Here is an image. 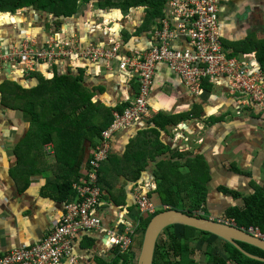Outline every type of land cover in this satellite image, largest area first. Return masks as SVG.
Listing matches in <instances>:
<instances>
[{
    "label": "crops",
    "instance_id": "1",
    "mask_svg": "<svg viewBox=\"0 0 264 264\" xmlns=\"http://www.w3.org/2000/svg\"><path fill=\"white\" fill-rule=\"evenodd\" d=\"M98 2L80 4L71 18L57 19L53 13L31 6L16 12L0 11V49L17 45L25 36L33 35L42 46L52 38L55 41L77 38L83 45L119 42L121 57H125L150 48L154 44V28L169 14L166 4L164 16L149 29L142 26L146 6L121 12L118 8H101ZM219 9L222 43L228 56L264 67L259 62L264 58V0H219ZM172 44L179 50L190 48L182 37ZM42 77L76 79L93 94L91 102L109 109L112 115L138 92L137 80L126 77L117 64L107 69L103 62L77 57H65L52 65L42 63L35 71H23L21 66H7L0 71V256L43 242L59 223L64 206L76 199L73 186L85 178L87 159L101 144L97 137L82 141L79 138L89 133L92 125L99 128L109 118L101 113L88 116L84 123L88 129L72 130L70 123L64 132L63 121L58 118L56 125L55 119L53 124L45 125L53 129L52 140L47 131H33L32 140L22 147L18 157L16 146L31 135L30 116L22 109L27 108L26 101L34 95V87L41 85ZM37 98L41 100L39 95ZM242 98L245 97L230 92L225 78L214 84L204 81L202 93L193 95L176 72L164 63L158 64L148 102L164 126L138 121L113 136L111 154L118 157V162L117 166L115 162L109 166L108 160L103 168L108 171L111 193L104 190L101 193L102 229L80 232L74 238L71 256L76 258V264L111 263L118 248L107 240L108 230L122 234L127 225L135 226L132 246H136L142 223L151 217L140 215L136 204L140 192L148 195L157 212L171 209L164 206V195L156 192L158 181L154 169L160 160L184 164L185 159L179 160L178 153L203 156L208 165L207 200L205 207L197 211L198 215L207 219L228 218V212L242 208L246 198L264 192V121L254 105L239 111ZM153 129L159 132L167 149L160 157L149 160L141 176L134 180L130 168H125L128 164L125 162L121 170L119 162L125 161L133 144L139 156L154 152L153 148L143 147L144 143L150 145L156 141L155 136L143 140V133ZM46 140L48 143L43 142ZM66 184L70 185V193L63 199L60 188ZM205 260L204 256L200 263L204 264ZM127 261L126 264H132L134 258Z\"/></svg>",
    "mask_w": 264,
    "mask_h": 264
},
{
    "label": "built area",
    "instance_id": "2",
    "mask_svg": "<svg viewBox=\"0 0 264 264\" xmlns=\"http://www.w3.org/2000/svg\"><path fill=\"white\" fill-rule=\"evenodd\" d=\"M167 6L168 16L161 19L152 32L154 44L125 57H121L122 46L119 42L83 45L77 38L62 41L52 38L42 46L33 35L25 36L17 45L0 49V71L7 66H21L23 71H35L39 64L52 65L65 57H77L93 63L103 62L107 69L117 64L120 72L138 83L136 96L128 98L121 112H113L112 124L99 139L101 144L87 159L85 178L73 186L76 199L64 206L59 223L43 242L0 256V264H61L64 260L68 264H76V258L71 256L74 238L80 232L102 229L99 215L102 192L98 186V171L101 163L112 155L113 136L135 122L148 123L158 116L148 102L158 64L164 63L176 72L193 95L202 93L205 80L214 84L220 78H225L232 94L245 97L239 101V111L254 105L259 108L264 121V68L228 56L220 32L219 0H170ZM181 37L189 42L190 48L179 50L173 47L172 43ZM136 204L143 217L153 216L157 212L146 193L137 194ZM211 220L239 228L234 219ZM239 229L264 241V231L259 227ZM135 233L136 227L129 224L122 234L108 230L106 237L112 247L126 253L132 246Z\"/></svg>",
    "mask_w": 264,
    "mask_h": 264
},
{
    "label": "trees",
    "instance_id": "3",
    "mask_svg": "<svg viewBox=\"0 0 264 264\" xmlns=\"http://www.w3.org/2000/svg\"><path fill=\"white\" fill-rule=\"evenodd\" d=\"M0 0V11L16 12L19 9H24L27 6H31L35 10H40L43 12H50L57 18H71L77 13L80 4L87 3L91 0ZM170 0H99L98 4L101 8L105 6L118 8L121 12H127L132 10L136 6H146L144 9V22L142 26L144 28L151 29V26L156 24L159 18H162L165 14V5ZM59 21V20H57ZM259 62L264 66V58H260ZM264 68V67H263ZM206 81V80H205ZM19 88H21L19 86ZM31 99L26 101L27 108L22 109L27 111L30 116L31 129L29 137H27L23 142L18 144L15 148V153L19 157L21 155L22 147L28 146V142L32 140L31 136L33 131L42 130L49 132L51 138L52 128L46 127L45 125L53 124L56 119L55 124H58V118H60L64 125L62 127V132L67 131L69 124L71 123L72 130H86L88 128L85 125L88 116H94L101 113V116H109L106 123H102L98 128L92 125L89 133L83 135L79 138V141L86 139H94L97 137L101 138V134L106 130L113 122L114 116L110 113L109 109L101 108L98 104L91 102L93 94H90L86 89L78 83L76 79H71L69 77H62L47 80L42 77L41 85L37 88L34 87ZM41 98L39 100L37 97ZM126 106L117 107V110L121 112ZM20 109L21 108H17ZM161 117L156 116L152 122L158 127H163L164 124L160 123ZM61 128V127H60ZM153 129L143 133V140L150 137H157L156 141L150 145L144 143V150L153 148L154 152L144 153L139 156L135 151V144L131 145L124 159L120 161L121 170L124 169V163L128 165L125 168H130V177L137 180L142 171L148 164L149 160H155L160 157L161 154L167 149L165 144L160 140L159 132ZM48 143V140L43 141ZM138 147V146H137ZM177 158L185 159L184 164L179 161L172 160H160L156 164V169H154V176L158 181L157 193L164 195L163 204L171 209L177 210L179 212L186 213L190 216L207 218L202 215H198L197 211L202 207H205L207 200V184L209 181L208 165L203 156L188 157L185 153H178ZM130 159V160H128ZM19 162L21 161L18 158ZM108 165L114 163L117 166L118 157L111 155L109 158ZM107 160V161H108ZM106 161V162H107ZM105 162L101 163L98 171V186L100 191L103 190L107 193L110 187H108V171L105 169L103 171ZM132 173V176H131ZM107 184V186H106ZM70 185H63L60 188L62 192L63 199L70 193ZM186 195L185 198L183 195ZM238 197V195H235ZM165 210H160L156 212L153 216L144 221L141 225V238L137 242L136 246H132L126 253H121L119 249L116 250L115 256L110 264H126L129 258H134L132 264H137L138 252L140 254L144 232L150 223L151 219L158 213ZM234 218L237 222L239 228H249L250 226H257L262 231H264V192L259 191L252 196L245 199L242 208H233L228 212V218ZM173 228L172 245L164 240L161 235L157 243V251H155L154 264H168L166 262V256H170L172 252L178 262L176 264H203L198 262L195 258L196 252L200 249L205 248L204 256L206 258L204 264H264V262L253 260L243 254L239 249H237L232 244L206 232L196 230L191 227L175 225L168 227L166 230ZM197 237H201L198 240V244L193 246V241ZM214 240H220L224 243L225 253L221 252L217 246H213ZM245 251L248 253L264 258V251L251 246L246 243H238ZM135 247V248H133ZM161 248L162 250H159ZM164 251V254H159V252ZM170 260V259H169ZM98 264H105L99 261Z\"/></svg>",
    "mask_w": 264,
    "mask_h": 264
},
{
    "label": "water",
    "instance_id": "4",
    "mask_svg": "<svg viewBox=\"0 0 264 264\" xmlns=\"http://www.w3.org/2000/svg\"><path fill=\"white\" fill-rule=\"evenodd\" d=\"M182 225L196 230L210 233L239 249L247 257L264 262V258L252 255L245 251L238 243H246L264 251V241L243 230L217 223L211 219L190 216L174 209H167L154 216L148 224L137 264H154V256L159 238L163 232L171 226Z\"/></svg>",
    "mask_w": 264,
    "mask_h": 264
},
{
    "label": "rangeland",
    "instance_id": "5",
    "mask_svg": "<svg viewBox=\"0 0 264 264\" xmlns=\"http://www.w3.org/2000/svg\"><path fill=\"white\" fill-rule=\"evenodd\" d=\"M172 232H173V228H171V229L169 228L168 230H165V232H164L165 234L163 233L164 236L162 237L164 240H167L171 245H172L171 236L173 234ZM198 240H201V237H197L196 240L193 241V246H196L198 244ZM223 244L224 243H222L220 240H214V242H213V246H217L221 252L225 253V248H224ZM204 250H205L204 246L202 249L198 250V252L195 255V258L197 260L200 261L204 257ZM138 256H139V252H138Z\"/></svg>",
    "mask_w": 264,
    "mask_h": 264
},
{
    "label": "flooded vegetation",
    "instance_id": "6",
    "mask_svg": "<svg viewBox=\"0 0 264 264\" xmlns=\"http://www.w3.org/2000/svg\"><path fill=\"white\" fill-rule=\"evenodd\" d=\"M159 250H162L161 248H159ZM156 251H157V248H156ZM198 252V251H197ZM196 252V253H197ZM165 252L164 251H161V252H159L158 253V255L159 254H164ZM170 259V260H169ZM197 260V259H196ZM167 261H169V263L168 264H176L177 262H178V260L176 259V257L174 256V254L171 252L170 253V256H166V262ZM198 262H200L199 260H198Z\"/></svg>",
    "mask_w": 264,
    "mask_h": 264
}]
</instances>
